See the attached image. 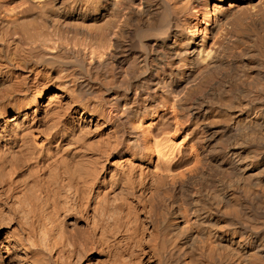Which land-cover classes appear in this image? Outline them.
<instances>
[{
	"label": "bare ground",
	"instance_id": "1",
	"mask_svg": "<svg viewBox=\"0 0 264 264\" xmlns=\"http://www.w3.org/2000/svg\"><path fill=\"white\" fill-rule=\"evenodd\" d=\"M0 264H264V0H0Z\"/></svg>",
	"mask_w": 264,
	"mask_h": 264
}]
</instances>
